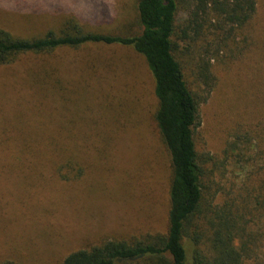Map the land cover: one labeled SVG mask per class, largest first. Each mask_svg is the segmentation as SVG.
<instances>
[{"label":"rangeland","instance_id":"rangeland-1","mask_svg":"<svg viewBox=\"0 0 264 264\" xmlns=\"http://www.w3.org/2000/svg\"><path fill=\"white\" fill-rule=\"evenodd\" d=\"M135 4L0 0V26L32 37L74 15L88 29L131 34ZM185 11L177 12L179 28ZM254 28L264 38V0ZM176 41L191 87L202 94L197 48L205 41L193 48ZM259 47L253 58L243 60L242 48L209 62L216 83L199 105L193 136L206 159V198L218 191L213 205L243 195V124L264 125L263 40ZM152 89L145 60L130 47H60L0 65V264H60L106 238L165 231L171 166ZM61 159L74 161L63 169L66 179Z\"/></svg>","mask_w":264,"mask_h":264},{"label":"trees","instance_id":"trees-1","mask_svg":"<svg viewBox=\"0 0 264 264\" xmlns=\"http://www.w3.org/2000/svg\"><path fill=\"white\" fill-rule=\"evenodd\" d=\"M183 7L186 19L179 28L176 15ZM135 10L138 30L131 34L88 29L74 15L58 28L32 37L14 35L0 26V65L22 53L116 45L143 57L152 77L154 121L171 166L166 229L141 237L106 238L71 251L60 264H264V125L243 124V195L218 205L212 203L218 191L206 198V159L197 152L193 136L199 105L216 83L211 58L223 52L234 57L243 48L246 60L261 49L264 38L254 28L259 0H136ZM179 39H188L191 48L205 41L197 48L202 94L195 93L188 80ZM69 163L74 161L61 159L59 170H69ZM64 172L61 176L66 179Z\"/></svg>","mask_w":264,"mask_h":264}]
</instances>
